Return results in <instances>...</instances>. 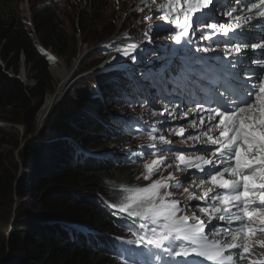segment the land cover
I'll use <instances>...</instances> for the list:
<instances>
[{
  "label": "snow or ice",
  "instance_id": "snow-or-ice-1",
  "mask_svg": "<svg viewBox=\"0 0 264 264\" xmlns=\"http://www.w3.org/2000/svg\"><path fill=\"white\" fill-rule=\"evenodd\" d=\"M152 5L164 23L150 29L166 28L169 40L187 47L193 42L194 26H200L207 30L201 32V40L223 45L203 51L223 52V56L199 58L215 62L207 65V71L200 69L205 75L214 70L215 76L199 90V100L191 101L196 103L191 112L199 123L190 120L189 127L196 134L186 135L185 128L170 130L182 138L185 148L173 150L172 142L153 125L147 132L151 143L138 152L128 149L130 162H140L148 154L154 158L144 160L143 172L136 177L150 183L121 184L118 203L110 205L113 215L132 230L118 254L124 257L123 264H142L138 257L143 256L148 257L143 264H243L252 247H264V241L253 239L264 236V75L258 74L264 73V60L252 59L264 57V0H163L159 4L139 0L134 10H151ZM224 17L226 22H221ZM253 36L261 42L249 47ZM123 55L130 52L125 50ZM242 68L250 73L244 79ZM212 104L216 107H205ZM165 114L174 118L168 109L160 115ZM188 150L208 155H186ZM168 169L172 171L164 176ZM157 173L161 175L153 180ZM188 174L203 178L183 188L187 195L181 201L172 189H180ZM193 200L203 202L197 207L207 221L195 212L188 214ZM207 230L218 238H210ZM248 264H264V259L248 260Z\"/></svg>",
  "mask_w": 264,
  "mask_h": 264
},
{
  "label": "trees",
  "instance_id": "trees-1",
  "mask_svg": "<svg viewBox=\"0 0 264 264\" xmlns=\"http://www.w3.org/2000/svg\"><path fill=\"white\" fill-rule=\"evenodd\" d=\"M29 2L30 14L27 18L20 9V0H0V120L23 124L26 133L32 134L35 130L36 107L52 91L49 62L40 46L66 62L71 58L72 46L60 17L58 4L43 0L35 6L32 0ZM72 12L75 14V8ZM72 12L70 14L73 24ZM88 17L83 24L79 16H76L79 30L83 27L89 30L97 23L98 17ZM84 29L82 33L85 32ZM111 32L112 30L106 36ZM83 41L88 40L83 37ZM22 66L25 68L26 79L34 80L33 85H26L19 77ZM121 72L122 70L117 76ZM112 81H105L100 86L104 89L101 93L103 102L107 104L118 103L115 90H106ZM96 90L98 88L79 89L69 97L68 102L56 109L53 125L60 133L69 137L72 150L60 138L61 142L58 143H62L64 147L54 151L59 145L46 137L43 141L33 142L24 150L18 151L23 165L38 172L39 190L33 187L32 179L15 185L13 175L9 176L7 162L1 159L0 153V197L7 196L13 201L14 197L23 198L35 191L38 193V211L32 214L40 216L44 222L41 221L33 229L27 226L28 229L23 233L10 232L6 239L11 250L30 243L29 246L35 248L36 253L27 255L25 259L32 260L31 264H122L107 255L108 252L104 250L105 243L99 246L90 235H77L69 226L71 223L85 224L99 234L117 232V226H122L124 221L120 216L113 215L114 209L110 205L118 203L121 195L119 186L132 185L136 178L131 171L125 179L117 176L116 171L119 169L115 167L117 164L112 159L97 160L85 157L81 152L98 150L95 148L97 143L108 131L111 132L106 115L96 114L94 120L73 114L75 105L90 108L89 111L94 109L99 113L100 104L103 102L93 96ZM4 135L5 132L0 129L1 142L5 141ZM42 159H48L47 163ZM122 163H127V160ZM121 167L130 166L119 168ZM12 168L10 171L17 168L16 162H13ZM44 223H50L51 226ZM33 234L39 236L38 242L31 238ZM46 234L51 237H46ZM22 236L29 242L22 240Z\"/></svg>",
  "mask_w": 264,
  "mask_h": 264
},
{
  "label": "rangeland",
  "instance_id": "rangeland-1",
  "mask_svg": "<svg viewBox=\"0 0 264 264\" xmlns=\"http://www.w3.org/2000/svg\"><path fill=\"white\" fill-rule=\"evenodd\" d=\"M41 1L43 0H32L35 6L42 3ZM52 2L58 4V8L61 12L60 17L65 24L68 36L71 39V58L66 62L63 58H60L57 55L56 57L54 53L40 46L41 51L46 55L49 62L48 70L52 79V91H49L36 107L35 130L32 134L26 133L23 124L6 123L0 120V129L5 132V141H0V153L2 154L1 159H5L7 162V169L10 172L9 176L12 177L13 175L15 185H18V183L23 180L26 181L27 179H32V185L33 187H36L35 190H39V187L37 188L39 182L38 172L35 170L32 171L23 165L19 158L18 151L20 152L24 150L28 144L36 141H43L46 137H50L52 141L56 142L55 144L59 145L54 151H58V149H63L64 147L62 143H58L61 142L60 138H63L62 140H64V144L68 149L72 150L73 145H71L69 137L60 133L53 125L56 109L63 103L65 104L68 102L69 97L73 96L79 89H96L103 85L105 81H109V74L105 71L106 68L102 67V63L106 58L113 54L112 51L114 52V48L118 47L119 43L117 42L111 45L114 47L109 46V44L106 45L105 43L108 40H111L117 32H124L127 36L132 34V36L136 37V39L139 40V43L142 44L141 49L146 50L141 56L138 54L124 56L119 61L110 63L115 66L120 63L125 66H131L133 67V70L139 69L146 74V81L140 82L141 89L146 91V93L143 95L139 94V98L136 100L137 103H135L136 113H123L116 110L118 108L112 102L109 104L103 102L100 104L98 110L99 113L97 110L95 111L92 109V111H89L88 109L90 108L85 109L84 107L75 105L73 107V114H80L95 120L96 114L106 115L109 118L108 112L112 111L111 115L116 119L131 118L144 124L142 128L132 131L129 134L127 144L131 145L129 149L133 152H138L141 150L142 146H147L151 143L148 139L147 132L153 125L158 129V134H161L159 128L162 125L163 116L160 114L164 112L165 109H170L171 102L181 98L180 94L183 88L187 89L197 81V78L202 74L200 69L203 68L197 55L192 52H189L185 57H176L173 60V66H166L154 59L161 55V52L159 50H154L153 47H155L158 42L169 40L168 36L170 35L166 28L158 31L149 28L150 25L160 24L158 21L159 16L156 17L157 14L152 13V10L156 5H153L154 7H152L151 10L144 8L143 11H139L142 13L141 16L135 15L132 18L135 13L134 11L130 12L129 7L131 4L137 5L139 0H52ZM158 2L159 0H157V3ZM19 5L22 13L28 18L31 5L29 0H20ZM74 8L76 10L75 14L72 12V9ZM62 12H65V14ZM71 12L74 15L73 24L71 23ZM89 14L93 17H98L97 23L93 24L89 30H85L84 27L79 30L80 26L76 24V16H79L84 24L86 18H89ZM83 29L85 30L84 33H82ZM111 30V34L106 36ZM145 33H147V35H145ZM160 34H163V36H160ZM83 37L88 41L84 42ZM139 38H144L147 42L145 43L143 42V39ZM114 41L115 40L112 42ZM202 48L204 49L205 46H202ZM83 49H85V51L82 53L81 60L71 73V77L76 78L77 80L70 88L63 92L54 105L47 111L43 123L39 126L36 112L38 114L39 108L43 105L45 98L54 93L57 86L60 84L63 75L72 67L74 58ZM133 56L136 58L133 59ZM105 65H107L106 60ZM185 66L188 67L189 72H184L183 68ZM62 70H64V72H62ZM24 73L26 74L25 68L22 66L19 70V77L26 85H33V79H27V82L24 81L26 78ZM153 113H155V115H153ZM179 116L180 115L174 116L172 120L177 119ZM109 120L110 123L108 124L109 129L111 130V124H113V122L110 118ZM167 138H174L172 132L167 135ZM114 139L112 132L108 131L106 136H103L99 143H97L95 148L101 150L99 156L103 159L117 157L119 160H122L126 154L125 143L120 142L118 139ZM6 143H11L12 145L9 146ZM172 147L177 148V145L172 144ZM77 155H79V153ZM160 155L169 156L170 152H168V154L167 152H161ZM88 157L95 158L92 156ZM153 158L154 157L151 154L145 155L143 160L135 162L133 167L119 168V166L116 165L115 167L119 169L116 171V175L125 179L131 171L135 173L134 176L137 177L143 172L142 165L144 160L150 161ZM48 159L42 160L44 163H47ZM95 159L100 160L98 158ZM13 162H16L17 168L10 171ZM168 171H170V169L163 171L162 174L167 176ZM160 175L161 173H157L152 179H158ZM122 179L121 181H123ZM139 183L140 182L135 178L134 184ZM148 183H150V181L142 179L140 185L143 186ZM24 190L27 191L26 188ZM172 191L178 193L175 198L181 201H183L187 195L183 192L182 188L172 189ZM38 200L37 191L28 194L23 198L14 197L13 201L12 199L9 200L7 196L3 198L0 197V264H31L32 260H26L25 257L31 253H36L35 248L29 246V243V245L24 244L21 248L11 250L9 244L6 243V239L10 232L12 234L23 233L25 229H28L27 226H29L30 229H33L35 225L41 223V221L44 222L40 216L32 214L33 212L38 211L36 208ZM190 202H193V205L197 204L194 200ZM44 224L51 226L50 223ZM31 236L32 239L38 242L39 236L37 234ZM46 237L49 238L51 235L46 234ZM21 238L24 241L26 240V242L28 241L24 236Z\"/></svg>",
  "mask_w": 264,
  "mask_h": 264
},
{
  "label": "clouds",
  "instance_id": "clouds-1",
  "mask_svg": "<svg viewBox=\"0 0 264 264\" xmlns=\"http://www.w3.org/2000/svg\"><path fill=\"white\" fill-rule=\"evenodd\" d=\"M135 7H136L135 4H131L129 7L130 12L134 11V13H135V14H133L132 18L135 15H138V16L142 15L141 12H137L134 10ZM160 36H163V34H160ZM137 42L139 43V40H137ZM143 42L146 43L147 41H143ZM158 43H162V42H158ZM158 43H156V45ZM139 44H141V43H139ZM156 45H155V47H156ZM141 46H142V44H141ZM141 46H139L138 48H131V49L127 50L130 52L129 56L135 55V54H138L139 56L143 55L146 50L141 49ZM155 47H153L154 50L156 49ZM123 57H124V55L122 53L121 58H123ZM112 61L117 62L119 60H117V61L112 60ZM120 64H117L116 66L112 65L111 67L105 69V71H107L109 74V81L113 80L107 86L106 90L107 89H108V91L115 90L118 103L117 104L113 103V104L117 106L118 109H116V110L121 111L123 113L124 112L136 113V111H135L136 104L134 103V100L139 98V94L143 95L146 93V91H143L141 89V84H140V82L146 81L144 79L146 77V74L139 69L133 70V67H131V66H125L123 64H121V65ZM120 70H122V72L117 76V74H118V72H120ZM103 91H104L103 88L99 87L98 90L94 91L93 96L95 98H97L98 100H100L101 102H103V97L101 95V93ZM186 98H187V101L185 102V104L189 101L195 100V97L192 94H187ZM171 110L172 109H169L168 111H171ZM184 111H186L185 108H184ZM111 112L112 111L108 112L109 118L113 122V124H111V126H112L111 132L114 135L115 139H118V140H120V142L125 143L124 145H126V148H125L126 154L124 155L122 160H119V158H117V157L116 158L108 157V158L112 159L114 161V164L116 163L119 167L125 166V165L133 167L134 162H130L129 159H127V151L131 147V145L127 144L128 137L132 131H135L137 129L142 128L144 126V124H141L137 120L131 119V118L116 119V118H114L113 115H111ZM165 115H163V117H162L163 118L162 125L159 128L161 134H163L161 131L162 126H167L168 124H171V123L177 124L180 121V120H178L179 117L177 119H175V120H178L177 122H173L172 118H169V121H168L165 118ZM176 115H180V114H178L176 112L173 115V117ZM154 117H156V116H154ZM183 122H184V125L182 127H179V128H185L186 131H189L190 129H192L189 127L190 120L183 119ZM108 123H110V122H108ZM163 123H165V124H163ZM179 128H177V129H179ZM169 133H171V132H169ZM169 133H167V135ZM172 134H173L174 138L173 139L168 138V139L172 142V144H175L173 141L178 136H176L174 132H172ZM167 135H166V137H167ZM82 152L84 153L85 157L92 156V157L98 158L100 160H103V158L99 156V153L101 152V150H89V151H82ZM167 154H168V152H167ZM124 160H127V163H122ZM168 162L171 163L172 161H168ZM183 174L184 173L179 172L178 177L183 175ZM141 181H142V179L138 180V182H140L138 185L141 184ZM185 181H183V183ZM181 188L183 189L184 187L182 186ZM193 191H195L197 195L200 194V191L197 189H193ZM194 201L197 204L193 205L189 202L192 209H190V208L188 209V214L191 215L193 212H195L197 215H199L201 217V219L207 221V217L204 216L203 214H201L198 210V207H197V205L203 206V202L196 201V200H194ZM69 226H70L71 230L77 235H80V234L90 235L91 239L95 240L96 243L99 244V246H101L103 243H105L104 250L108 252L107 255L110 258L117 259L119 262H121L123 264L124 257L119 255L118 253H119L120 248H121V243L123 241H127L130 238V229H129V227L126 226L125 221H124L122 226H117V228H118L117 232L105 233V234H99L98 231H96L94 228L87 226L85 224L71 223ZM207 234L212 239L218 238L214 235L213 230H207ZM253 239L264 241V236H257V237H254ZM129 247H135V246H129ZM236 255L238 256V253H236ZM246 255H247V259L243 262V264H248V260L264 259V247H260L259 245H255L254 247H252L250 254H246ZM138 258L142 261V264H143L144 260L148 259V257H146V256L138 257Z\"/></svg>",
  "mask_w": 264,
  "mask_h": 264
},
{
  "label": "bare ground",
  "instance_id": "bare-ground-1",
  "mask_svg": "<svg viewBox=\"0 0 264 264\" xmlns=\"http://www.w3.org/2000/svg\"><path fill=\"white\" fill-rule=\"evenodd\" d=\"M162 2H163V0H159V2L157 4L162 3ZM155 8H156V6H155ZM155 8L152 10V13L153 14H157L156 17L159 16L158 17L159 23L163 24L164 21L162 20V17L160 15V13L155 11ZM155 25H157V24H155ZM139 39H143V41H147L144 38H139ZM113 40H115V41L112 42ZM117 42L119 43V46L114 48V52L112 51L113 54L105 59L107 61V65H105V60H104V62L102 63V67H105V68L111 67L113 65V64H110V63H113L112 60H115V61L120 60L121 59V54L125 50H129L131 48H138L139 46H141V44H139L137 42L136 37L132 36V34H129V36H127L124 32H117V34L111 40H108L105 44L106 45L109 44V46H111L112 44L117 43ZM111 47H114V46H111ZM111 47H109V48H111ZM84 51H85V49H83L82 51H80L76 55V57L74 58V63L72 65V67L70 68L69 71H67L63 75V77L61 79V82L57 86V88L54 91V93L51 94L50 96H47L45 98V101H44L43 105L41 106V108H39V111H38V114H37V122H38L39 126L43 123L44 117H45V114L47 113V111L54 105V103L59 99V97L63 94V92L66 89L70 88L75 83V81L77 80L76 78H72L71 77V73L75 69V66L77 67L79 61L81 60L82 53ZM167 63H169V62H167ZM62 72H64V70H62ZM21 76L23 77L22 74H21ZM24 81L27 82V79L25 78ZM195 87L196 86L192 85V90L195 89ZM180 110H181V108L179 106H176L170 112H172L173 115H174L176 112H178ZM183 110H184V108H183ZM165 118L169 121V117L167 116V114L165 115ZM178 120H180V121L177 124L176 123H171V124H168L167 126H162L161 127L162 133L164 135H167V133H169L171 129H177L179 127H182L184 125L183 118L182 119H178ZM195 134H196V131L194 129H190L186 133V135H195ZM181 140H182L181 137L175 138V140L173 142L177 145V148H173L172 147L173 150L186 147L184 144L181 143ZM185 154L186 155H205V156L208 155L207 152H199V153H197V152H194V151H191V150L186 151ZM171 155H172V153H170L169 156H171ZM170 171H172V169H170ZM174 174L176 176H178V172H175ZM201 178H203V177L199 176L198 174H195V175L194 174H188L187 180L183 183V187H187L188 184L190 182H192L193 180H195V182L198 184ZM190 203L193 204V202H190ZM190 209H192V207H190Z\"/></svg>",
  "mask_w": 264,
  "mask_h": 264
}]
</instances>
